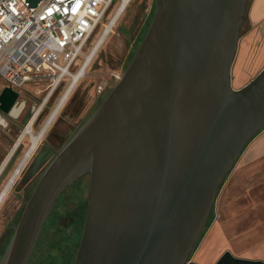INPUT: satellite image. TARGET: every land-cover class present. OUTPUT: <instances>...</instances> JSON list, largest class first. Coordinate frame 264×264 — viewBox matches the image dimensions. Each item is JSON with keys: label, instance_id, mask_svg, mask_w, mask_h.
I'll use <instances>...</instances> for the list:
<instances>
[{"label": "water", "instance_id": "95a60500", "mask_svg": "<svg viewBox=\"0 0 264 264\" xmlns=\"http://www.w3.org/2000/svg\"><path fill=\"white\" fill-rule=\"evenodd\" d=\"M249 0H155L121 78L55 154L0 264H28L63 189L89 174L73 264H198L221 187L264 129V67L232 86ZM19 93L6 88L0 110ZM11 223V222H9ZM215 264H264L226 251Z\"/></svg>", "mask_w": 264, "mask_h": 264}, {"label": "rangeland", "instance_id": "374dc122", "mask_svg": "<svg viewBox=\"0 0 264 264\" xmlns=\"http://www.w3.org/2000/svg\"><path fill=\"white\" fill-rule=\"evenodd\" d=\"M155 0H131L128 7L122 13L118 22L108 34L105 42L100 47L96 56L93 58L87 69L86 75L78 81L70 94L68 101L61 109L62 120L56 127V133L60 135L65 133L68 126H77L81 115L90 109L98 98V85L104 83L109 90L116 84L115 74L122 73L130 56L135 52L141 41L137 39L138 30L148 17L151 7ZM120 0H116L112 10L104 22L107 26L109 19L116 11ZM254 0H249L248 10L245 22L241 30V38L232 67V86L240 88L253 79L264 67V60L259 61V52L264 45V20L258 24H253L250 17V9ZM106 30L105 26H101L98 32L89 42L87 53H89L97 44L100 37ZM254 33V40L248 44V49L244 48V39L251 33ZM145 35V34H144ZM253 35V34H252ZM78 70V66L74 68V72ZM241 78V79H240ZM71 78H66L61 86L52 96L51 100L45 107L42 117L36 122L35 133L40 132L43 124L53 112L61 97L64 96L66 90L71 84ZM45 83L27 85L24 89V98L27 99V109L24 115L18 120H9V125L0 123V162L4 157L9 155L12 147L16 143L19 134L26 124H23V118L30 110L45 97L47 91L44 90ZM41 90V91H40ZM74 97V98H73ZM73 98V99H72ZM92 107L90 114L93 112ZM81 114V115H80ZM80 115V116H79ZM56 120V119H55ZM54 123V122H53ZM53 123L50 127L53 126ZM60 133V134H59ZM56 134V135H57ZM260 132L248 143L238 158L232 171L226 177L215 207L210 215L209 223L204 230V235L197 245L192 255V261L205 264H215L217 260L226 252L230 251L240 258H257L261 251H264V230L259 229V224L264 220L244 218V196L251 195L254 200L247 202L249 210L258 208L264 199V159L257 162L252 167L246 168L240 172V162L242 155L251 146ZM70 136V135H69ZM66 137L59 144H55V149L60 150L66 140ZM52 141V139H50ZM53 142V141H52ZM29 145V138L25 140ZM25 149L16 153L11 165L6 171L3 180L0 181V191L10 177V173L14 169L19 160H21ZM54 155L48 158L44 167L37 168L33 175L38 180L45 166L52 160ZM27 168V167H24ZM26 170V169H25ZM24 170L18 176V181L13 185L7 197L0 205V259L2 257V248L6 240L11 236V230H8L10 223L16 222L19 218L21 209L23 208V193L18 194L16 187H22L24 184L19 182ZM5 179H7L5 181ZM29 179V178H28ZM5 181V182H3ZM27 181V179H26ZM19 182V183H18ZM36 182V181H35ZM33 188V187H32ZM89 197V174H85L76 179L72 184L67 185L60 196L56 200L57 210L61 213V217L57 225L45 222L40 233L38 242L30 257L29 264L47 263L45 260V251L51 246V253L58 257L60 255L58 248L66 246L75 247L72 236V224L75 223V211L79 210L80 205L87 204ZM214 229V239L212 230ZM10 231V232H9ZM214 240V258L208 256V249ZM57 264H64V260L60 258Z\"/></svg>", "mask_w": 264, "mask_h": 264}, {"label": "built area", "instance_id": "2783aa9c", "mask_svg": "<svg viewBox=\"0 0 264 264\" xmlns=\"http://www.w3.org/2000/svg\"><path fill=\"white\" fill-rule=\"evenodd\" d=\"M115 1L0 0V95L6 88L20 93L27 85L45 83L47 93L31 116L37 114V120L64 80L71 78L72 84L80 72L92 52L87 53L89 42L101 26L107 28L104 22ZM124 3L120 0L109 24ZM121 76L115 74V81ZM97 92L106 95L104 83Z\"/></svg>", "mask_w": 264, "mask_h": 264}, {"label": "flooded vegetation", "instance_id": "af4514ba", "mask_svg": "<svg viewBox=\"0 0 264 264\" xmlns=\"http://www.w3.org/2000/svg\"><path fill=\"white\" fill-rule=\"evenodd\" d=\"M154 9H155V1H154V5L151 7V9H150V12H149V14H148V17L145 19V21H144V23L141 25V27L139 28V30H138V34H137V39H139L140 41H141V36H142V34H143V32H144V30H145V28H146V26H147V24L149 23V20H150V17H151V14H152V12L154 11ZM109 88H110V86H107V88H106V94L110 91L109 90ZM24 94V91L23 92H20L19 93V97H18V99H17V101H18V105L16 106V107H14V105H13V107H12V109L10 110V112L9 113H4V112H2L1 110H0V123L1 124H3V125H6V126H8L9 125V120L10 119H13V120H18V119H20L23 115H24V113H25V111H26V109H27V99H25L23 96ZM70 97V96H69ZM69 97H68V99H69ZM74 98V97H73ZM72 98V99H73ZM68 99L66 100V102L68 101ZM102 99V97L100 96V95H98V98L96 99V101H95V103L93 104V108H94V110L97 108V106L99 105V102H100V100ZM16 101V102H17ZM15 102V103H16ZM65 102V103H66ZM65 103L63 104V106L61 107V109L64 107V105H65ZM92 107L90 108V109H88V111L85 113V114H83V115H81V118H80V121H79V125H77L76 127L75 126H68L67 127V129L65 130V133L63 134V133H59L60 135H58L57 133H56V127L58 126V124L61 122V120H62V113L59 115V116H55V119H53L52 120V122L50 123V125H49V127L46 129V131L43 133V135H42V137L40 138V141H39V143H38V145L36 146V148L34 149V152L32 153V155H31V157L28 159V161L26 162V164L24 165V167H27V168H24L23 167V169L21 170V172L24 170V172H23V174H22V176H20V180H19V182H21L22 184H24L22 187H16V190H17V193L18 194H20V193H23V208L21 209V211H20V214H19V218L16 220V222H12V223H10V226H9V228H8V230H11L12 232H11V235L13 234V232H14V225L15 224H17L18 223V221H19V219H20V216H21V214H22V212H23V209H24V206H25V201L30 197V195L32 194V192H33V190H34V188H35V186L37 185V183H38V181H39V179H40V177L42 176V174H43V172H44V170L46 169V167L48 166V164L52 161H50L46 166H45V168H44V170H43V172H42V174L40 175V177H39V179L38 180H35V178H34V176L35 175H33L34 174V172H35V170L37 169V168H40V167H44V165L47 163V161H48V158L50 157V156H52V155H54L55 156V154L59 151H57L54 147H55V144H59L60 142H62L64 139H66V137H68L69 135V138L66 140V142L64 143V145L70 140V138L76 133V131L78 130V128L89 118V116L93 113H91L90 114V111H91V109H92ZM56 108V107H55ZM61 109H60V111H61ZM93 110V111H94ZM54 111V110H53ZM59 110H58V112H60ZM57 112V113H58ZM32 114H33V110H30L29 111V114L27 113L25 116H24V118H23V124H27L28 123V121L26 122V119H27V117L30 115V118H31V116H32ZM59 114V113H58ZM58 114H56V115H58ZM79 115V116H80ZM42 117V115H40L39 117H38V119L36 120V122L40 119ZM36 122H35V124H34V127H33V131H34V133H35V127H37L36 126ZM46 122H47V120L45 121V123L43 124V126H42V128H44V126H45V124H46ZM54 122V123H53ZM52 123H53V126L52 127H50L51 125H52ZM26 126V125H25ZM41 128V129H42ZM23 131V130H22ZM21 131V132H22ZM21 134V133H20ZM20 134H19V136H20ZM36 134V133H35ZM40 134V132H38L36 135H39ZM57 134V135H56ZM19 136H18V138H19ZM27 139V138H26ZM25 139V140H26ZM50 139H52V141H50ZM18 140V139H17ZM25 140H23L22 142L20 141V142H18V141H16V143L14 144V146L12 147V149H11V155H10V157H9V159L7 160V162H6V164L3 166V169H2V171H1V173H0V181L1 180H3V178H4V176H5V174H6V171H7V169L9 168V166L11 165V163H12V161H13V159H14V157H15V155H16V153H18L19 151H22L23 149H25V151H24V153H23V155L25 154V152L26 151H28V149L30 148V146H31V142H29L30 143V145H26V143H25ZM63 145V146H64ZM28 146H29V148H28ZM28 148V149H27ZM8 155V156H9ZM8 156H6L7 158H8ZM54 156H53V158H54ZM6 157H4V159H2V161L0 162V168L2 167V164H3V162H4V160H5V158ZM23 157V156H22ZM52 158V159H53ZM22 159V158H21ZM20 162H21V160H19V162L17 163L18 165L20 164ZM18 165H16L15 167H14V169L12 170V172L15 170V168L18 166ZM26 169V170H25ZM12 172L10 173V174H12ZM20 172V173H21ZM20 175V174H19ZM11 176V175H10ZM10 178V177H9ZM29 178V179H28ZM18 179V178H17ZM16 179V181L14 182V184L18 181ZM26 179H27V181H26ZM7 179H5V181H6ZM5 181H3V182H5ZM36 181V182H35ZM18 182V183H19ZM6 184V183H5ZM13 184V185H14ZM4 187V186H3ZM13 187V186H12ZM11 187V188H12ZM33 187V188H32ZM11 190V189H10ZM10 190H9V192H10ZM8 192V193H9ZM56 204V203H55ZM55 206L56 205H54V207H53V209L55 208ZM52 209V210H53ZM52 212V211H51ZM48 220V219H47ZM46 220V221H47ZM10 232V231H9Z\"/></svg>", "mask_w": 264, "mask_h": 264}, {"label": "crops", "instance_id": "0c3cea01", "mask_svg": "<svg viewBox=\"0 0 264 264\" xmlns=\"http://www.w3.org/2000/svg\"><path fill=\"white\" fill-rule=\"evenodd\" d=\"M250 17H251V21L253 24H258L260 22H262L264 20V0H254V3L251 6L250 9ZM253 34V35H252ZM254 33L252 32L249 36H247L244 39V48L248 49V44L251 43L254 39ZM260 56H259V61H263L264 60V45L262 46L260 52H259ZM241 79V78H240ZM245 85V84H244ZM8 156V155H7ZM10 155L8 156V158L6 157L2 167L0 168V173L3 169V166L6 164L7 160L9 159ZM264 159V129L260 132V134L257 136V138L254 140L253 144L251 146H249L247 148V150L244 152V154L242 155V160L240 162V167L242 168V170L240 172H243L246 170V168L248 167H252L253 165H255L257 162H261ZM264 182L259 183L258 186L263 185ZM251 195L244 196L243 197V201H244V218H248V219H258V220H264V204H260L258 206V208L254 209V210H249L246 203L247 202H251ZM254 201V200H252ZM259 202H263L264 203V199H259ZM259 229L260 230H264V223H260L259 224ZM213 233V239H214V229L212 230ZM208 256L211 255V258L213 257V253H214V240L213 242L210 244L209 249H208ZM234 255V254H233ZM235 256V255H234ZM237 257V256H236ZM247 259H251V258H247ZM257 260H263L264 261V251H261L259 253V256L257 258H254ZM199 264H205V263H199Z\"/></svg>", "mask_w": 264, "mask_h": 264}, {"label": "bare ground", "instance_id": "6f19581e", "mask_svg": "<svg viewBox=\"0 0 264 264\" xmlns=\"http://www.w3.org/2000/svg\"><path fill=\"white\" fill-rule=\"evenodd\" d=\"M129 0H125V3L123 5V7L120 9V11L118 12V14L116 15V17L114 18V20L107 26L106 30L104 33H102L103 35L100 37V39L98 40L97 44L95 45V47L92 49L91 54L88 56L86 62L84 63V65L82 66L81 70L79 73L74 75L73 78V82L70 85V87L67 89V91L65 92L64 96L61 97V100L59 101V103L57 104L56 108L54 109V111L50 114V116L47 118V122L43 128V130L40 132L39 135L33 134V136L29 135V132L33 130L34 124L36 122V116L37 114L34 115V117H32L30 119V121L27 123V125L24 127L23 131L21 132L19 138H18V142H22L23 140H25L27 137L29 138V142H31V146L29 148L28 146V151L25 152V154L23 155L20 164L15 168V170L12 172L10 178L7 180L6 184L4 185V187L1 189L0 191V205L3 203V201L5 200V198L8 195L9 190L11 189V187L13 186L14 182L16 181V179L18 178L21 170L23 169L24 165L26 164V162L28 161V159L31 157L32 153L34 152V149L36 148V146L38 145L40 138L42 137L43 133L46 131V129L49 127L50 123L52 122L53 119H55V116H57L56 114H58V110L60 111L61 107L63 106V104L66 102V100L68 99V97L70 96L71 92L73 91L74 87L77 85L78 81L80 80V78L84 77L86 75L87 69L90 66L93 58L96 56V53L98 52V50L100 49V47L103 45V43L105 42L108 34L112 31V29L114 28V26L116 25V23L118 22L119 18L121 17L122 13L125 11V9L127 8L126 2H128ZM125 7V9H124ZM123 10V11H122ZM58 112V113H57ZM34 123V124H33ZM30 145V143H29ZM11 155V152L9 153Z\"/></svg>", "mask_w": 264, "mask_h": 264}, {"label": "trees", "instance_id": "16d2710c", "mask_svg": "<svg viewBox=\"0 0 264 264\" xmlns=\"http://www.w3.org/2000/svg\"><path fill=\"white\" fill-rule=\"evenodd\" d=\"M154 11L151 14L149 23L147 24L141 39L144 37V34L146 33L148 26L152 20ZM134 54V53H133ZM133 54L130 56L126 66L128 65L129 61L131 60ZM126 68V67H125ZM30 119V115L27 117L26 122ZM86 211H87V204H82L79 207V210L75 211V215H76V220L75 223L72 224V236H73V240L75 241V247L72 248V246H66L65 248L61 247L58 248V251L60 253V255L58 257H55L52 253H51V246L48 247V250L45 251L46 254V264H57L58 260L60 258H62L64 260V264H73L75 255H76V251H77V247L80 241V237H81V233H82V229H83V225H84V221H85V217H86ZM61 213L59 212V210H57V207L55 206V208L52 210V212L50 213L48 220L46 222H48L49 224L52 225H57L58 220L60 219ZM209 223V222H208ZM208 225V224H207ZM204 233L202 234L203 237ZM12 236V235H11ZM11 236L6 240L3 248H2V255L11 239ZM201 237V239H202ZM200 239V240H201ZM40 240V239H39ZM199 244V243H198ZM29 264V262H28ZM43 264V263H41ZM45 264V263H44Z\"/></svg>", "mask_w": 264, "mask_h": 264}]
</instances>
